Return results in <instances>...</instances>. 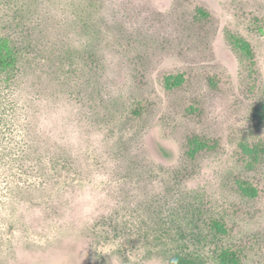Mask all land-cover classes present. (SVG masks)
I'll return each instance as SVG.
<instances>
[{"label":"rangeland","instance_id":"rangeland-1","mask_svg":"<svg viewBox=\"0 0 264 264\" xmlns=\"http://www.w3.org/2000/svg\"><path fill=\"white\" fill-rule=\"evenodd\" d=\"M2 44L0 264H264V0H0Z\"/></svg>","mask_w":264,"mask_h":264},{"label":"trees","instance_id":"trees-1","mask_svg":"<svg viewBox=\"0 0 264 264\" xmlns=\"http://www.w3.org/2000/svg\"><path fill=\"white\" fill-rule=\"evenodd\" d=\"M1 47H5V44H2V46H0V49H1ZM3 55L2 54H0V64L2 65V63H1V59H3ZM10 60V57L9 58H6V59H3V61L4 62H8ZM10 66H11V62H10V65H9V68H10ZM4 69H9V68H6V67H4V66H2ZM3 71H6V70H3ZM252 192V191H251ZM225 256H226V254H224V256H223V258H225Z\"/></svg>","mask_w":264,"mask_h":264}]
</instances>
